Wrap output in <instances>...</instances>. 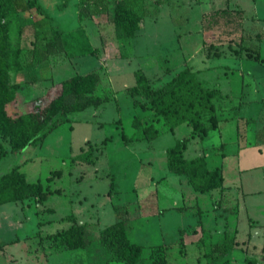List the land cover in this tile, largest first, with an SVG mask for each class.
Listing matches in <instances>:
<instances>
[{
    "label": "rangeland",
    "instance_id": "1",
    "mask_svg": "<svg viewBox=\"0 0 264 264\" xmlns=\"http://www.w3.org/2000/svg\"><path fill=\"white\" fill-rule=\"evenodd\" d=\"M124 1L141 17L138 35L128 46V39L121 37L112 23L116 0H39L49 17L35 9L12 11L7 0H0V42L4 43L0 70L9 84L17 86L5 103L3 122L34 105H45L60 92L61 80L97 65L93 54L76 55L72 49L31 65V42L50 37L56 28L65 32L69 42L96 48L98 59L106 68L112 63L107 72L105 68L99 71L100 80L94 91L109 99L97 107L70 113L69 121L50 132L41 144L11 152L10 148L20 145L25 136L11 134L1 124L0 149L6 153L0 157V175L17 166L27 181L40 180L44 187L60 192L50 193L42 202L25 199L0 205V264H123L99 242L100 229L116 221L117 211L126 207L130 215L128 236L147 245L162 238L155 232L159 216L148 217L144 200L151 195L160 207L190 203L194 197L192 187L183 175L168 170L165 156L166 147L186 136V127L163 133L152 141L123 143L122 134L131 135L129 120L134 110L125 89L135 82L133 71L142 66L143 58L151 60L152 65L156 60L158 70L166 62L172 67L184 61L195 69L210 67L201 77L206 76L209 82L211 79L230 93L225 105L227 114L249 113L252 120L248 124L238 117L222 120L205 139H191L186 156L192 154L195 146L214 150L215 156L221 158L219 145L227 142V155L222 159L224 184L236 190L240 179L247 184L250 173L253 179L250 185H244L245 189L263 182L255 175L261 170L239 172L237 167H245L246 159L264 163V144H260V150L246 147L232 153L236 150L233 141L237 126L246 132L240 138L243 142L254 139V129L264 127V0ZM223 8L227 9L221 11ZM210 42L222 50L219 55H205L204 46ZM228 44L253 51L258 47L263 59L247 58L244 53L237 56ZM158 57L162 62H158ZM154 85L158 86L156 82ZM243 99L249 103L240 102ZM86 140L99 147L92 149L97 155L94 163L73 160L83 148H89ZM56 170L61 174H56ZM263 198L259 195L254 199L263 206ZM68 215L93 221L89 227L90 242L85 248L58 252L54 249L62 247L61 242L45 234L67 228L71 222L64 217ZM192 221L189 214L172 217L170 229L163 231V240L173 241L178 234L174 227ZM47 246L55 253H45ZM185 252L181 255L174 245L170 262H196L198 250L188 246ZM250 259V264H264L256 257Z\"/></svg>",
    "mask_w": 264,
    "mask_h": 264
},
{
    "label": "trees",
    "instance_id": "2",
    "mask_svg": "<svg viewBox=\"0 0 264 264\" xmlns=\"http://www.w3.org/2000/svg\"><path fill=\"white\" fill-rule=\"evenodd\" d=\"M12 11H29L35 9L41 15L49 17L39 0H7ZM227 8L221 9V11ZM88 16L87 13L84 14ZM141 17L138 12L127 6L124 0H116L113 8L112 23L119 35L125 39L133 37L135 31L140 28ZM0 24V38L2 35ZM235 42L234 40H231ZM4 43L0 42V61L2 60V49ZM228 47L238 55L244 51L247 58L260 60L256 50L248 47ZM207 55H219L221 50L216 44L210 42L204 46ZM72 49L73 53L95 54L96 48L80 46L76 41L69 42L65 32L56 28L50 37L40 38L32 41L30 48V64L38 65L47 61L50 56L66 52ZM6 69V68H5ZM135 84L126 88V93L132 99V105L142 110H147L146 119L134 120V124L141 125L143 138L152 140L156 138L160 129L157 124L173 129L181 124L187 123L193 133L200 137L204 136L209 129H215L219 119L216 115L214 101L221 94L215 88L204 86L196 75V71L185 66L175 75L159 87H152L149 78L142 72L135 73ZM100 80L95 70H89L82 74H74L60 81V92L52 97L45 105H34L31 109L9 118L3 122L5 103L12 98L17 89L15 84H9L4 73L0 70V131L1 124H5L7 132L25 136V140L18 146H12L11 152L20 150L27 145H39L44 138L55 130L63 122L69 121L68 115L75 111H81L89 106H99L106 102L107 95H96L94 93ZM125 141L126 136L122 134ZM106 139L103 140V142ZM188 138L177 140L173 145L166 148V164L169 171L184 175L192 188L199 192H206L219 188L223 184V173L221 167L208 169L203 155L187 159L183 155ZM93 148L83 149L73 157L93 163ZM6 153L0 149V157ZM56 174H61L59 170ZM112 190V187L110 188ZM110 190V191H111ZM60 189L44 187L40 180L27 181L17 166L0 175V205L10 201L33 199L42 202L50 193ZM109 191V192H110ZM118 220L104 227L99 232V242L110 250L111 257L120 260L123 264H137L142 245L131 241L126 233L125 221L117 211ZM71 224L67 228L60 229L48 234L50 238L58 239L66 249L84 248L90 242L89 224L78 223L73 215L65 217ZM180 242L182 240L180 239ZM229 249L225 244H215L210 253L215 257L224 256ZM157 252V250L155 251ZM151 264H166L164 256L158 253L153 257ZM223 264H227L223 262Z\"/></svg>",
    "mask_w": 264,
    "mask_h": 264
},
{
    "label": "crops",
    "instance_id": "3",
    "mask_svg": "<svg viewBox=\"0 0 264 264\" xmlns=\"http://www.w3.org/2000/svg\"><path fill=\"white\" fill-rule=\"evenodd\" d=\"M137 35H138V29L135 31L134 36L128 39L127 46L131 45L132 39H135ZM203 52L205 53L206 56H210L207 55L206 50ZM256 52L259 53L261 58L260 60H262L263 57L261 56L258 47H256ZM243 53L244 51H242L237 56H241L243 55ZM93 56H95V63L97 65H94V68L89 70L97 71L100 77L99 71L105 68L106 69L105 71L107 72L108 68L112 65V63L106 68V66H103L101 64V61L98 59L97 53L93 54ZM157 59L158 62L160 61L162 62L160 57H158ZM153 64L154 65H152L151 60H149L148 58H143L142 66L137 67L133 71L134 81L136 80L135 73L140 71L149 78L152 87H159L168 80H170L175 75V73L178 72L180 69H182L185 66H189L192 68V70L196 71V75L198 79L204 86L208 88H215L221 94V96L214 101L216 107V115L219 119V122L215 129L219 127L220 122L222 120H230L236 117L239 118V121L241 119V121H243L245 124L251 122L252 119L249 113H245L243 115H239V114L230 115L229 113L227 114L228 111L226 110L228 108L227 106L225 107V105H226V100L230 97V93L228 91H223L216 83H213L211 79L209 82L206 76H205L206 78L201 77L202 72L204 70H209L210 67L195 69L191 64H186V61H184L182 64L177 65L176 67H172L169 65V62H166L164 66L161 63L160 69L158 70L155 69L157 65L156 60H154ZM148 71L150 73H148ZM225 74L227 75V73ZM155 82L156 84H158V86L154 85ZM134 84L135 82L132 85ZM240 102H244V104L249 103V101H246L244 99L240 100ZM132 107L134 110L129 120L132 132L131 135L129 136L125 134L126 139L125 141L123 140V143L125 144H129L132 141L144 140L141 131V125L139 123L136 125L134 124L133 121L135 119L136 120L146 119L148 115V111L142 110L138 106L136 107L132 106ZM159 126L160 124H157V127ZM183 126L186 127L185 137L188 138L186 147L183 150L184 157L187 159H191L203 155L206 161V167L208 169L221 167L223 173L224 171H223L222 159L227 155L226 152L224 151V148L226 147L225 144L227 142L223 141V143L219 145V148H221L220 151L221 158H217L215 156L214 150H208L206 147L198 148L195 146L192 150L193 151L192 154L190 156H186V152L189 150V146H190L189 142L191 139L197 138L199 140H203L205 139V137H207L210 131L215 129H209L204 136L200 137L197 133L192 132L191 127L187 123H181L177 125L173 129V131L168 130L167 127L165 126H163L164 127L163 129L159 128L160 133L156 138H158L163 133H168V132L173 133L177 129H179V127H183ZM252 133L253 134L251 135V137H254V139L251 140L246 139L243 142L240 140V138L243 135H245L246 132L241 131L237 126V132L233 141L236 144V150L232 154L235 155L239 152L240 149L242 148L245 149L246 147H254L260 150V144L261 143L264 144V127L260 129H254ZM86 145L88 147L93 148V150L99 149L98 146H95V144L93 145L89 140L85 141V146ZM166 148H165V156H166ZM96 158L97 155L94 152L93 154L94 162ZM246 162L248 164L244 165L245 167L238 166L237 170L239 172L240 171L244 172V170L250 172L252 170H256L257 172L261 170V172L255 174L258 175V177L263 180V182H261L260 180V185L258 187L255 188L249 187L248 189L244 188V185L245 186L247 184L250 185V181H252L253 179V175L250 173L247 184L243 182L242 179H240V186H236V190H234L230 185H225L224 181L221 187L206 192H199L192 188L193 192L191 194H193L194 197L188 204L174 203L171 205H164L160 207L156 202H154L153 196L151 197V195L149 196L148 200H144V208H145L144 212L147 215H149L148 217L159 216L158 227L156 228L155 232L158 231L162 239H160V241L157 243H149L147 245L136 242L142 245V252L138 262L142 261L146 264H151L153 257L156 255V253H158L159 256H164L166 260V264H172L170 262L169 253L174 245L175 246L177 245L178 251L181 255H186L185 248L188 246H193L196 250H198V254L196 256L197 260L192 264H223V262H226L227 264H250L251 262L250 258L252 257L254 258L256 257L258 260L264 261V205L260 206L255 202L256 200L254 199L256 196L259 195H263L264 197V171H262L264 170V163H260V164L252 163L249 162V160L247 159ZM127 212L128 211L126 210V207H124V209L120 210L119 216L123 218V220L125 221V228L128 236L127 223L130 220V215H128ZM185 214H189L191 216V218L193 219L192 223H188L184 226L181 225H177L176 227L173 226L175 231H177L178 233L176 239L170 242L164 241L163 231L166 229H170V223L172 221V217H179L180 215H185ZM75 219L78 223H88L89 227H91V225L93 224V221L78 220V218L76 217ZM116 220H118V215ZM129 226H131V224H129ZM48 234L45 235L47 236ZM128 238L130 239L129 236ZM180 239L182 240V242H180ZM43 240H44L43 243H45L46 246L47 239L44 238ZM215 244H225V247L229 249L228 253L224 256L215 257L213 254L210 253L212 247ZM58 249H59L58 252L68 250L63 246L56 247V249L54 250L56 251ZM46 250L47 252L45 253H49L50 255L55 253L48 246ZM156 250L157 252H155ZM145 251L146 253H144Z\"/></svg>",
    "mask_w": 264,
    "mask_h": 264
}]
</instances>
